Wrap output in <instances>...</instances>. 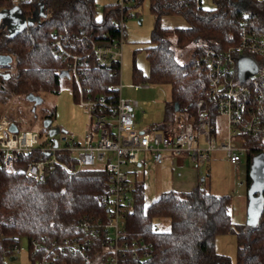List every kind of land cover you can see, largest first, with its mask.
Instances as JSON below:
<instances>
[{"label":"trees","instance_id":"16d2710c","mask_svg":"<svg viewBox=\"0 0 264 264\" xmlns=\"http://www.w3.org/2000/svg\"><path fill=\"white\" fill-rule=\"evenodd\" d=\"M14 6L26 20L24 23L16 13L0 14V54L11 57L10 65L0 72L1 106L13 97L25 98L29 93L39 96L55 93L64 62L55 55L53 39L60 37L71 52L86 55L91 43L119 37L114 24L130 8L129 5L121 11L118 2L110 3L104 5L98 17L94 0H0V12ZM149 9L154 16L149 46L145 47L149 75L141 77V83L147 79L170 86L167 116L155 127L173 128L181 120L195 121L196 102L207 96V75L197 67L199 56L208 49L222 51L236 44L242 20H253L252 27L264 33V0H215L211 9L204 8L201 0H192L188 5L177 0H149ZM169 15L181 16L186 25L162 26L161 18ZM15 16L21 22L19 25ZM177 51L187 54L185 61L177 60ZM85 58L86 78L81 82L84 96L106 98L118 83L119 65L96 68L90 55ZM65 75L68 76L67 72ZM134 75H140L137 69ZM71 82L74 96H78L77 85ZM244 140L251 148L245 155L247 195L262 197L255 209L254 225L235 226L230 212L231 196L214 195L204 184H196L189 191H164L144 206L142 185L134 183L132 209L126 215L124 233L128 242L141 240L149 244L148 254L135 257L126 252L119 258V264H231L228 256L218 254L214 248L215 237L224 233L236 235L235 264H264V189L255 187L250 175L259 153L256 149L264 145V136H245ZM30 159L29 152L19 162L24 165ZM71 167L75 169V164ZM104 183L105 170L101 166L71 172L57 167L42 183L26 177L19 169L5 170L0 161V264L15 256L13 246L21 239L28 241L30 259L33 241L60 240L77 232L82 216L105 214L101 202ZM155 218L167 219L169 229L151 231ZM13 237L19 241L14 242ZM95 248L97 251V243ZM103 261L101 254H93L89 261L61 255L57 264H103Z\"/></svg>","mask_w":264,"mask_h":264},{"label":"built area","instance_id":"2783aa9c","mask_svg":"<svg viewBox=\"0 0 264 264\" xmlns=\"http://www.w3.org/2000/svg\"><path fill=\"white\" fill-rule=\"evenodd\" d=\"M135 1L118 2L121 11ZM177 1L188 5L192 0ZM131 16L126 12L114 24L119 37L91 43L90 53L86 55L71 52L60 37L52 41L56 57L63 60L64 71L77 85L79 105L89 114V122L78 139L60 127L50 134V129L55 128L51 124L47 127L42 124L40 129L20 130L7 113L0 116V161L5 170L19 169L26 177L42 183L57 167L69 172L95 166L105 170L101 193L105 214L82 216L77 232L60 240L33 241L30 264H57L61 255L89 261L93 254H101L103 264H119V258L126 252L135 257L147 255L149 244L141 240L128 242L124 233L126 215L132 209L128 170L130 165H141L139 153H149L157 164L163 163L165 156L173 158L186 154L194 167H201L210 160L211 151H222L231 163H237L251 149L244 137L264 136V33L252 27L253 20H242L243 28L236 44L222 51L208 49L199 56L197 67L205 71L208 88L206 98L196 102L195 121L181 120L167 129H157L155 125L140 129L136 123L138 101L123 96L119 83L106 98L84 96L81 82L86 78L83 67L88 62L85 57L90 55L92 66L96 68L119 65L124 20ZM243 56L255 63L256 70L241 80L238 60ZM132 88L138 90L148 85L133 84ZM218 118L221 127L215 129L214 122ZM12 122L17 126L16 132L9 129ZM256 150L264 153V145ZM29 152L32 159L20 164V158ZM198 184L204 183L198 181ZM90 236L97 238L93 240ZM13 240L19 241L17 237ZM19 252V245L15 244L14 255Z\"/></svg>","mask_w":264,"mask_h":264},{"label":"rangeland","instance_id":"374dc122","mask_svg":"<svg viewBox=\"0 0 264 264\" xmlns=\"http://www.w3.org/2000/svg\"><path fill=\"white\" fill-rule=\"evenodd\" d=\"M96 3L97 16L101 15L104 5L120 2L121 0H94ZM127 1V0H126ZM128 9L131 17L124 20V31L119 60V80L122 86V95L134 98L138 101L136 109V123L140 129H146L151 125H158L165 120L166 106L171 100L170 86L168 84H156L146 79L142 82L148 88L133 90V84H140L141 77L147 78L149 75V63L146 59L145 47L149 46L151 30L154 24V16L149 9V0H136L129 3ZM204 8L215 7V0H201ZM16 25L21 22L15 16ZM162 26L184 27L185 21L179 15L164 16L160 20ZM177 60L183 62L187 54L182 51L176 52ZM134 69L140 73L134 75ZM55 93H45L41 97L42 102L36 106V120L32 118L31 109L33 104L25 98L11 100L1 106L0 114L7 113L13 117L22 129H40L42 127L41 118L44 114L51 116V125L60 127L70 132L78 139L85 130L89 122L88 112L79 105L77 96H74L72 82L67 75H62L59 83L55 87ZM12 110L11 109H14ZM18 109L19 112L16 111ZM215 129L221 127L218 118L214 122ZM141 165H130L128 177L132 184L140 183L143 189L144 206L148 205L167 189H189L194 183V172L199 178L204 177V187L214 195L231 196V219L235 226H252L257 221L256 210L249 211L251 202L255 194L251 197L247 195L246 176V156L244 155L237 163H231L222 151H211L210 160L201 167H194L186 157V154L174 156L169 159L165 156L163 164L155 163L151 155L147 152L139 153ZM179 160V161H178ZM153 226L158 231H167L169 221L165 218H155ZM20 252L15 255V259H5L4 264H30L28 258V241L21 239L18 244ZM236 235L234 233H224L217 235L214 240V248L218 254L228 256L231 264L236 263Z\"/></svg>","mask_w":264,"mask_h":264},{"label":"water","instance_id":"95a60500","mask_svg":"<svg viewBox=\"0 0 264 264\" xmlns=\"http://www.w3.org/2000/svg\"><path fill=\"white\" fill-rule=\"evenodd\" d=\"M13 14L16 13L18 17L21 18V20L25 23V18L20 15L17 6H14L10 10H2L0 12L1 15L3 14ZM32 20V19H31ZM11 63V57L9 55L0 54V66L6 67L9 66ZM256 70L255 63L248 57L243 56L239 58L238 60V76L239 79L243 80L252 73H254ZM62 75H65V71H62ZM4 77H7V75H4ZM25 99L33 103L34 105H38L42 102V98L39 95L34 94H27L25 96ZM175 110H178L177 104H175ZM44 127L49 126L50 119L46 118L42 122ZM10 131L16 132L17 126L14 122H12L9 126ZM58 128H52L50 129V134L56 133ZM250 175L253 179V185L255 187H258L260 190L264 189V153L260 152L258 153L254 158V164L251 168ZM262 202V197L258 196L254 198L251 202L250 210L257 209ZM15 256L9 257L10 260L15 259Z\"/></svg>","mask_w":264,"mask_h":264},{"label":"crops","instance_id":"0c3cea01","mask_svg":"<svg viewBox=\"0 0 264 264\" xmlns=\"http://www.w3.org/2000/svg\"><path fill=\"white\" fill-rule=\"evenodd\" d=\"M151 126H154V125H151ZM151 126H149V127H151ZM169 159H172V158H170L169 157ZM165 161V160H164ZM179 161V160H178ZM164 163V162H163ZM163 163H161V164H163ZM194 183L189 187V189H182V190H178V189H172V188H170V189H167V190H173V191H177V192H181V191H189V190H191L196 184H198V181H203L204 182V177H200L199 178V176H198V173L197 172H194Z\"/></svg>","mask_w":264,"mask_h":264},{"label":"flooded vegetation","instance_id":"af4514ba","mask_svg":"<svg viewBox=\"0 0 264 264\" xmlns=\"http://www.w3.org/2000/svg\"><path fill=\"white\" fill-rule=\"evenodd\" d=\"M4 68H6V67H2V66H0V72H1ZM2 74H3V76L6 75V74H4V73H2ZM40 97H41V96H40ZM41 98H42V97H41ZM42 99H43V98H42ZM32 104H33V103H32ZM38 105H39V104H38ZM36 106H37V105H34V104H33V107H32V109H31V112H32V114H33V115H32V118H33L34 120H36V118H37L36 113H35ZM46 118L50 119V124H51V118H49L47 114H44V115L42 116V118H41V123H42L43 120L46 119Z\"/></svg>","mask_w":264,"mask_h":264}]
</instances>
